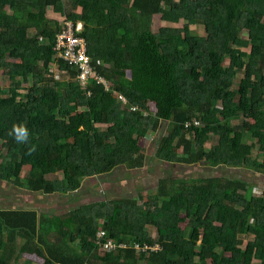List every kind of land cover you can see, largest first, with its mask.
Instances as JSON below:
<instances>
[{"label": "trees", "instance_id": "trees-1", "mask_svg": "<svg viewBox=\"0 0 264 264\" xmlns=\"http://www.w3.org/2000/svg\"><path fill=\"white\" fill-rule=\"evenodd\" d=\"M49 10L82 22L86 55L110 91L77 83L54 49L61 19ZM156 15L181 25L153 31ZM0 72L8 83L0 86V180L26 192H83L88 177L142 167L139 141L161 127L158 159L264 173V0H0ZM193 119L199 125L185 128ZM251 189L239 176L163 177L146 198L52 214L0 208V264H20L24 254L42 264H264V189ZM99 228L127 246L102 250ZM132 241L160 249L137 253Z\"/></svg>", "mask_w": 264, "mask_h": 264}, {"label": "rangeland", "instance_id": "rangeland-1", "mask_svg": "<svg viewBox=\"0 0 264 264\" xmlns=\"http://www.w3.org/2000/svg\"><path fill=\"white\" fill-rule=\"evenodd\" d=\"M48 15L52 18L61 19L60 14L48 11ZM181 23H172L160 18V15H156L153 18L152 30L156 31L160 26H180ZM194 27V26H192ZM196 30L199 34L203 33V27L197 26ZM249 52L257 51L254 46H249L246 48ZM52 73L58 79L68 81V75L66 73H61L57 65H54ZM107 81V80H106ZM108 82V81H107ZM109 91L111 88L110 82ZM0 86L8 87L7 78L0 72ZM70 91V89H69ZM24 93V91H23ZM150 111L154 112V106L150 103ZM233 123H238L234 121ZM166 123H164V126ZM165 128L161 127L157 131L156 135L151 137L147 136L139 141L140 147H142V152L147 154V162L139 168H125L123 166L116 168L111 173L107 175H99L94 177H88L84 179L86 191L80 192L78 189L72 193L66 194H43V193H31L26 192L22 188L13 185L5 180H0V208H13L15 206H25L33 209L46 211L49 214L60 213L71 206L78 203H87L102 201L104 199H110L117 196L125 195H138L141 193L143 198L148 195H153L156 192L158 179L166 178H189V177H206V176H239L244 179H248L252 186L251 194H262L264 189V173L259 171V169L248 168V167H236L225 164L219 165H209L203 163L202 161L183 164L170 162L167 163L164 160L158 159L154 156L155 146L158 137L161 136ZM191 138L190 135L187 136ZM217 138L212 137L211 141L207 143L206 148H210L216 143ZM245 141L251 143L249 137L245 138ZM6 153V149L0 145V161ZM258 151L255 150L254 154ZM28 167L25 166L22 174L24 175ZM60 176V173H58ZM52 174L47 175L48 178L52 177ZM245 192L243 190L238 191L237 195L243 197ZM21 199L24 200V204H21ZM143 199H140L142 202ZM151 236H156L153 227L149 230ZM35 240V238H34Z\"/></svg>", "mask_w": 264, "mask_h": 264}, {"label": "built area", "instance_id": "built-area-1", "mask_svg": "<svg viewBox=\"0 0 264 264\" xmlns=\"http://www.w3.org/2000/svg\"><path fill=\"white\" fill-rule=\"evenodd\" d=\"M82 30V22H73L65 17L61 18V30L56 34L54 49L59 58L67 62L70 67L74 68L76 73V81L82 87L85 88L87 83L91 80L95 84L101 85L105 91H109V84L106 79L100 75L95 67H92L89 58L86 55V41L79 34ZM89 95V92L87 93ZM116 99L120 103H125L122 96L116 95ZM130 110H135L131 107ZM190 125L198 126L197 119H193L185 122L184 127L187 128ZM97 237L101 239L100 243L102 250L110 251L115 249L117 246L126 247L127 244L119 242L116 244L111 238L106 237V233L102 228L97 230ZM128 246L134 248L137 253L151 252L160 249L158 243L153 244H140L138 242H129Z\"/></svg>", "mask_w": 264, "mask_h": 264}, {"label": "crops", "instance_id": "crops-1", "mask_svg": "<svg viewBox=\"0 0 264 264\" xmlns=\"http://www.w3.org/2000/svg\"><path fill=\"white\" fill-rule=\"evenodd\" d=\"M21 204H24V200L21 199ZM37 210V209H36ZM74 245L77 246V243L74 242ZM41 258L40 257H36L35 255H23L20 264H42L41 263Z\"/></svg>", "mask_w": 264, "mask_h": 264}, {"label": "clouds", "instance_id": "clouds-1", "mask_svg": "<svg viewBox=\"0 0 264 264\" xmlns=\"http://www.w3.org/2000/svg\"><path fill=\"white\" fill-rule=\"evenodd\" d=\"M13 131L16 134V139H17L18 142H21V141H24V140L27 139V132L22 127L14 126Z\"/></svg>", "mask_w": 264, "mask_h": 264}]
</instances>
